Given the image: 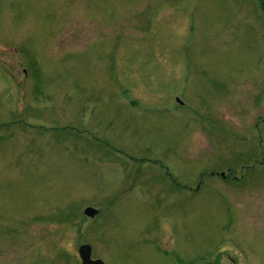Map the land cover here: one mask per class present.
I'll return each instance as SVG.
<instances>
[{
    "label": "rangeland",
    "instance_id": "1",
    "mask_svg": "<svg viewBox=\"0 0 264 264\" xmlns=\"http://www.w3.org/2000/svg\"><path fill=\"white\" fill-rule=\"evenodd\" d=\"M263 6L0 0V264H264Z\"/></svg>",
    "mask_w": 264,
    "mask_h": 264
},
{
    "label": "flooded vegetation",
    "instance_id": "2",
    "mask_svg": "<svg viewBox=\"0 0 264 264\" xmlns=\"http://www.w3.org/2000/svg\"><path fill=\"white\" fill-rule=\"evenodd\" d=\"M92 249H93V247H92ZM95 254H94V252H93V256L92 257H95L94 256ZM96 258V257H95ZM230 259H231V261H230V263L229 264H238V260L234 257V258H232V257H230ZM104 260V264H106L105 263V259H103Z\"/></svg>",
    "mask_w": 264,
    "mask_h": 264
},
{
    "label": "water",
    "instance_id": "3",
    "mask_svg": "<svg viewBox=\"0 0 264 264\" xmlns=\"http://www.w3.org/2000/svg\"><path fill=\"white\" fill-rule=\"evenodd\" d=\"M81 255H82V257H83V259H84V264H91L90 262H88L86 259H85V257H84V253L81 251Z\"/></svg>",
    "mask_w": 264,
    "mask_h": 264
}]
</instances>
